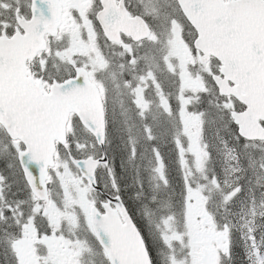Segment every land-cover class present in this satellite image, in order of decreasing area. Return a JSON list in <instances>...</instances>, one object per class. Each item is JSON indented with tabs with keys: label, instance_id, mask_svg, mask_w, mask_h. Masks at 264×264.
<instances>
[{
	"label": "snow or ice",
	"instance_id": "1",
	"mask_svg": "<svg viewBox=\"0 0 264 264\" xmlns=\"http://www.w3.org/2000/svg\"><path fill=\"white\" fill-rule=\"evenodd\" d=\"M0 264H264V0H0Z\"/></svg>",
	"mask_w": 264,
	"mask_h": 264
}]
</instances>
